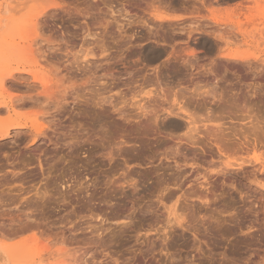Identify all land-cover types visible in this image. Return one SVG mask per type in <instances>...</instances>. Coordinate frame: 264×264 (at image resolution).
I'll use <instances>...</instances> for the list:
<instances>
[{
  "label": "rangeland",
  "instance_id": "374dc122",
  "mask_svg": "<svg viewBox=\"0 0 264 264\" xmlns=\"http://www.w3.org/2000/svg\"><path fill=\"white\" fill-rule=\"evenodd\" d=\"M26 1V3L23 1L24 4L20 0L6 3L10 6L8 10L10 12L4 13L7 6L4 0H0V20H4L0 22V98H6L9 101L12 96H21L26 97L27 102L29 94L23 80L29 79L28 77L31 79L30 75H23L21 81V78L18 77L20 75H16L18 79L20 78L19 80L15 78L12 82L6 79L5 85L1 83V79L8 70L11 71L22 66L30 57L37 59L36 56L38 59L42 58V61L39 60L42 64L39 71L47 73L51 78L54 77L55 82H60L58 85H62L63 90L64 87L72 85L76 80L71 79L69 77L71 74L69 75L64 70L67 59L63 60L62 57L60 61L54 57V45H56V49L58 45L63 47H73L72 45H74L75 49L72 48V53L78 51L83 42L84 44L85 42L101 44L105 40L109 46H112L109 35L114 27L123 31L127 23L135 24L144 21L156 24L158 22L155 16L159 14L169 16L173 18L174 22L178 21L181 25L202 24L199 25L215 33L220 48L211 51V53L201 54L199 53L200 48L185 46L181 53L178 52L180 54L177 56H184H179L181 59L176 57L179 58L176 59L177 61L185 58L194 65L190 70L194 74L191 78L194 77L195 80L182 83L180 87L176 86L177 92L167 93V102L163 103L159 100L160 104L156 103L157 106L162 105L165 108L176 103L185 105L186 102L187 107L196 89L199 91L196 94L207 95L205 101H201L204 108L195 114L196 117L202 119L197 121L194 117L197 123L204 121L203 123L207 124L208 122L204 120L208 118L207 108H212L217 115L223 117L215 118L211 124H222L228 138H233L237 134L243 140L245 133L251 137L253 144L244 148L245 150L242 152L239 151L238 154L237 152L233 156L228 154L229 158L223 156V160L222 158L217 160L215 156L214 162L217 165L214 162L215 165L201 163L199 164L200 169H192L193 171L188 167V173L193 175L198 173L195 171L208 173L210 178L212 177L210 181L213 184L214 193L210 195L212 198H209L211 199L209 206L197 201L187 209L183 205L182 199L177 204L176 201L186 191L190 192L192 186L179 188L174 185L172 187L174 183L171 180L175 171H172L173 169L170 167H175V164L173 161H164L160 158L165 149L162 144L163 137H166L165 133L160 136L159 133L150 131L148 121L144 116V118L141 117L142 120L137 116V119L140 118L141 121H136L135 116L141 113L137 105H153L147 99L146 94L141 92L126 94L125 100L127 101L124 106L121 105L123 104L122 99H114L115 102L117 101L116 103L121 100L122 103L118 105L122 108L128 107L127 104H129L128 110H130L127 112H131L130 115H135L136 119L130 124L124 120L121 122L120 117L113 113L115 115L112 114L108 120L107 118L101 120L99 117L100 124L103 125L100 126L97 121L98 109L93 108L94 105L92 106L91 101H85L86 97L88 96L89 99L91 95L84 97L86 98H83L84 101L79 99L80 101L75 103L72 98H69L70 100L64 102L66 107L61 110L60 114L52 110L53 105H44L43 102L42 108L40 103L37 106L32 105V102L30 104V101L25 103V100L24 102L19 100L14 103H18L19 106L18 104L14 105V110L10 113L8 109L2 107L0 108L1 126H9L17 120L30 123L34 119H39L38 122L45 127H41L42 132L44 131L43 135L40 134L35 143L33 135L36 131L31 127L32 123L30 127L15 130L12 136L0 140V264H188L191 260L190 264H264V159L262 162L256 161L261 158L259 157L261 156V144H264V0H245L235 6L219 4L208 6L205 4V0H201L202 3L198 5L208 6L209 12L193 14L177 8L176 10L174 7L170 8L167 2L164 4L165 0H142L145 1L142 4L138 2L139 0H54L58 1L57 3L62 9L50 7L45 13L46 15L39 18L38 23L33 21L35 15L41 8L48 6L49 1ZM137 2L141 4V7ZM143 9L147 13L143 12ZM215 16L226 21L218 23L213 20ZM34 22L38 24L36 28H34ZM239 22H245L244 26H239ZM87 34L90 36L94 34L95 38H90ZM31 36L32 38H28L29 40H24ZM85 37H88L87 41H85ZM105 37L107 38L105 39ZM35 41L36 43L33 45L32 42ZM8 45L13 46V50L11 52L8 50V53L3 54V48ZM99 48L96 49V54L98 64L102 68L97 69V74L102 76L107 72V64L105 63L106 58L103 57L102 50ZM50 49L54 50V53ZM192 49L196 50L195 56L188 54V51ZM229 52L247 54L258 57V59H250L245 62L227 60L223 56ZM34 60L31 61L34 62ZM168 61L170 60L168 59L165 63ZM172 64L174 63L172 62ZM151 67L153 71H158L160 68L154 63ZM225 69L228 72L224 71ZM110 70L113 73L112 64ZM149 72L152 71L149 70ZM22 84L25 86L21 87ZM2 86L4 87L2 88ZM133 86L142 87V92L146 86L147 93L156 89L159 91L158 86L147 87V85L139 83ZM165 87L169 86L165 85ZM84 88L89 90V86ZM214 89H217L216 91L219 93L224 91V94L231 95L233 99L230 101L233 106L224 107L222 102L213 100L207 92H213ZM88 90L85 92L88 93ZM52 91L57 92L55 88ZM113 91V93H118L119 89L114 88ZM79 93L83 94V90L79 89ZM243 101L244 103H242ZM87 102L91 103L87 104ZM132 103L137 105L132 107ZM189 108L194 111L195 105L191 104ZM249 108L253 110H248ZM44 109L52 116L48 112L44 113ZM135 109L137 110L135 111ZM250 116L252 117L250 118ZM255 121L262 123L260 131L250 130L249 122L253 124ZM52 124H57V126ZM107 128L111 130L110 134H113L114 131L117 132V135H115L116 132L113 134V139L110 138V143L106 138V136L108 137ZM103 131H105V135ZM173 131L175 132L173 133ZM170 132L176 137L184 134V132L172 129ZM50 138L53 142L50 141ZM253 139H256V143ZM125 141L131 142L130 144L133 146L134 144L136 146L143 144L138 150L141 152L138 153V151L127 147L121 149V152L119 149L121 142ZM103 143L106 148L109 144L113 148L118 146L114 152L117 154L118 151V156L115 154L116 160L113 162H109L107 157L109 149L102 147ZM174 143L171 141L169 145L173 146ZM255 146L257 149H254ZM136 152L139 156L135 155ZM85 155L90 157L87 158ZM127 156L129 157L127 158ZM149 156L151 159H155H152L151 162V159H148ZM131 157L134 158L131 159ZM123 158L128 159V164ZM209 159L208 157V162ZM225 164H231V169L233 165L235 168L241 165L246 171L244 168L243 172L241 169L239 172L229 169L232 172L224 175L221 169L224 170ZM160 177L163 182L173 183L170 185L169 192L166 193H172V198L175 201L172 200L173 202L168 205L176 204L178 214H184L183 216L187 221L190 220L189 223L191 222V227L194 229L190 228L188 231L177 228V231H171L169 226L167 232L162 231V226L166 222L158 223L156 221L159 216L161 221L167 219L165 211L158 203L159 197L162 196L160 188L157 186L159 181L157 179ZM168 184L163 185L167 186ZM136 185L137 189L135 190ZM44 193L47 195L45 196ZM108 196L110 197L108 198ZM148 206L152 207L154 212L150 211L151 208ZM155 207L158 208V211L154 210ZM166 233H170L168 234L170 245L174 243L169 246V249H163V246L160 245L161 239ZM195 234L201 243H195ZM147 237H150L154 242L153 246L150 245L151 242L147 240ZM100 238H104L103 241ZM48 253L53 254L50 256ZM36 254H40L39 257ZM63 259L64 261H61Z\"/></svg>",
  "mask_w": 264,
  "mask_h": 264
},
{
  "label": "bare ground",
  "instance_id": "6f19581e",
  "mask_svg": "<svg viewBox=\"0 0 264 264\" xmlns=\"http://www.w3.org/2000/svg\"><path fill=\"white\" fill-rule=\"evenodd\" d=\"M5 2V4L6 3H8V2H12V0H4ZM22 1V3H23V1H25L24 3H26L27 1L26 0H20V2ZM35 1V0H34ZM39 1V0H38ZM44 1H46V2H48L49 1V5L48 6H46V7H43V8H41V10L35 15V19L33 20V21H36V23H38L39 22V18H41L45 13H47V11L49 10V8L51 7V8H53V9H62L61 7H60V4H58L57 2H55L54 0H44ZM94 1H97V0H94ZM99 1V0H98ZM162 1H164V0H162ZM14 2V1H13ZM37 2V1H36ZM93 2V1H92ZM138 2H140L141 4L143 3V2H145V1H142V0H139ZM137 2V3H138ZM168 4H167V3ZM22 3H20V4H22ZM23 3V4H24ZM30 3V2H29ZM29 3H27V4H29ZM45 3V2H44ZM96 3V2H95ZM140 3H138V4H140ZM38 4V3H37ZM43 4V3H42ZM41 4V5H42ZM48 4V3H47ZM97 4V3H96ZM141 4H140V7H141ZM164 4H167L168 6L170 5V8L172 7H174L175 9L177 8V6H176V2H175V0H165V2H164ZM39 5V4H38ZM7 6V7H6ZM6 6L4 5V7H6V12H4V13H7V12H10V11H8L9 10V7L10 6H8L7 4H6ZM94 6H96V5H94ZM176 6V7H175ZM180 6V5H179ZM41 7V6H40ZM90 7V6H89ZM138 7H139V5H138ZM181 8V7H180ZM174 10V9H173ZM177 10V9H176ZM236 11H238V10H236ZM247 13V12H246ZM46 15V14H45ZM92 16V15H91ZM236 16V15H235ZM209 18V17H208ZM155 19L157 20V22L158 23H160V25H168V27H166V28H171V32H174L173 30H178V32H181L182 34H186L187 35V37H191L192 35H193V33L194 32H197V31H201V32H203V33H205L207 36H209L210 38H213V39H215V42H216V44L215 45H213V46H211L210 44V48H211V50L212 51H215V50H218L219 48H220V45L218 44V42H217V39L215 38V33H213V32H211V31H208L209 29L207 28V29H205L204 27H202V26H200V25H202V24H200V23H196L195 25H191V26H184L183 24V26H181V24H179L178 23V21H177V23H176V21L174 22L173 21V18H171V17H169V16H163V15H156L155 16ZM210 19V18H209ZM213 20H215L216 22H218V23H222V22H225L226 20H223V19H221V18H218L217 16H215V17H213ZM2 21H4V20H0V22H2ZM38 21V22H37ZM143 21V20H142ZM214 21V22H215ZM129 22V21H128ZM130 22H131V20H130ZM248 22V21H247ZM5 23V22H4ZM140 22H138V24H139ZM243 23H245V22H243ZM242 22H239V26H244V24H243ZM250 23V22H249ZM40 24V23H39ZM128 24V23H127ZM130 24V23H129ZM131 24H133V22L131 23ZM130 24V25H131ZM192 24H194V23H192ZM200 24V25H199ZM228 24V23H227ZM243 24V25H242ZM34 25H35V27H34ZM34 25H33V27L34 28H36V25H38V24H35V22H34ZM209 25V24H208ZM127 25H125V27H126ZM181 26V28H179ZM3 27V26H2ZM6 27V26H5ZM8 27V26H7ZM161 27H163V26H161ZM187 27V28H186ZM194 27V28H193ZM206 27V26H205ZM4 28V27H3ZM164 28H165V26H164ZM2 29V28H1ZM123 29V28H122ZM168 29V30H169ZM37 30V29H36ZM176 30V31H177ZM125 31V30H124ZM187 32V33H186ZM31 33V32H30ZM107 33H109V32H107ZM123 33H125V32H123ZM122 34V33H121ZM126 34V33H125ZM29 35V34H28ZM31 35V34H30ZM29 35V36H30ZM90 38L91 37H93L94 36V34H93V36H90V34H87ZM92 35V34H91ZM217 35V34H216ZM226 35V34H225ZM96 36V35H95ZM123 36V35H122ZM131 37H133L132 35H131ZM146 37V36H145ZM221 37V36H220ZM224 37V36H223ZM226 37V36H225ZM27 39H24V40H29L28 38H32V36L31 37H26ZM93 38H95V37H93ZM107 37H105V39H106ZM86 39H88V37H85V41H87ZM111 39V38H110ZM114 39V38H113ZM132 39V38H131ZM131 39H129V40H131ZM103 40V39H102ZM120 40V39H119ZM127 40V39H126ZM34 41V40H33ZM84 41V40H83ZM93 41H94V39H93ZM101 41V40H100ZM99 41V42H100ZM118 41V40H117ZM139 41H141V40H139ZM108 42V41H107ZM30 43V42H29ZM35 43H36V41L35 42H32V44L33 45H35ZM88 43H90V44H87V42H85V44H84V42H83V45H81L80 46V49L78 50V51H76L75 53H72L71 51H73L72 50V48L73 49H75V46L74 45H72L73 47H70V46H60V45H58V47H57V49H56V45H54L53 47L55 48H53L54 50H55V53H54V50H52V49H50V50H52V52L54 53L53 55H54V57L56 58V60H60L62 57V59L63 60H66V63L64 64V70L66 71V73H69V75L71 74V76H69L71 79H74V80H76L75 81V83H73L72 85H70V86H68V87H64L63 88V90H62V85H58L60 82H55V79H53V78H51V76H48L47 75V73L46 74H44L45 72H41V71H39L40 70V67H41V61H42V58H40V59H38V57L36 56V58L38 59V61H37V59H35V57L33 58H29L28 59V61L27 62H24V64L22 65V66H20V67H18V68H16V69H14V70H8V72L7 73H5L4 75H3V77H2V79H1V83L2 84H4L5 85V83L4 82H7V80L6 79H8L9 81H14L15 80V78H17L16 77V75H20V76H18V77H20L19 79H20V81L23 79V75H30L31 76V79H30V77H28L29 79H25V81L23 80V82H24V84L26 85H24V84H22L21 85V87L24 85L25 86V88L27 87V90H28V96H29V98H27L28 100H27V102H26V97H18V96H15V97H11V99L9 98V101L6 99V98H3V97H1L0 98V108H2V107H5V109L7 110L8 109V111H9V113H10V111H12V110H14L13 108H14V105H17L18 103H16V104H14L15 102H17V101H23L24 102V100H25V103H28L29 101V103L31 104V102H32V105L33 104H35V105H37V104H39L40 105V107H42L43 108V106H41V104H43L44 103V105L46 104H48V106H49V104L52 106H54V107H52L53 109L52 110H55V112H59V114L61 113V110L62 109H65L64 107H66L65 105V103L64 102H66V101H68V100H70L69 98H72L73 99V102L75 103V102H78V100L80 99V100H82L84 97H86L87 95H91L90 97H89V99H88V96L86 97V98H84V99H86L85 101H91L92 102V106L94 105V109L95 108H97L96 110H97V112H98V115H97V121H99L98 123L100 124L101 122H100V120H99V117H100V119L102 120V118H107V120L108 119H110L111 118V115L113 114V113H115V114H117V116L118 117H120V121L122 122V120H124L126 123L127 122H129V124H130V122H133L134 120H136L138 117H142V118H146L147 119V121H148V126H149V128H150V131H154V133L156 132V133H159L158 135H160L161 136V134L163 135V133H165V135H166V137L164 136L163 138H164V140H162V144L164 145V147H165V149L163 150L164 152H163V154L161 155V157L160 158H162V159H164V161L165 160H167V161H173L174 162V164H175V167H170V168H172L171 170L172 171H175V174H173L172 175V180H171V182H173L172 184H173V186L172 187H174V185L175 186H177V187H179V188H184L185 186H192L191 188L192 189H190L191 191L189 192V191H186V193L182 196V197H178L177 198V201H176V204L178 203V202H180V199H182V203H183V205H185L186 206V208L188 209L189 207H191V206H193V204L194 203H196L197 201L198 202H200V204L202 203V204H205V205H208L209 206V204H210V200L211 199H209L211 196L210 195H212L214 192H213V184L211 183V179H212V177L210 178V176L208 175V173H201V172H199V171H195V173L196 172H198L197 174H195V175H193L192 173H188V171H187V169H188V167L189 168H191V170L193 169V170H198V169H200L199 167H201L199 164H201V163H205L206 165H207V163L208 164H214L215 162V159H216V157H217V160L219 159V160H221V158L223 157V156H227L228 158H229V155L228 154H232L231 156H233L234 155V153H236L237 152V154H238V152L239 151H243V150H245L244 148H247L248 146H251V144H253L252 142H251V137L249 136V135H245V133L243 134V140H241L240 138L241 137H239L237 134H235L234 136H233V138H228V136H227V134H225L224 133V130H223V125L222 124H211L212 123V120L214 121V119L215 118H221V117H223V116H220V115H217L215 112H214V110L212 109V108H207V113H208V118L207 119H204V120H206V122H208L207 124L206 123H203L202 121H201V123H197V121L199 120H202V119H199V117L197 116H195V114L199 111V110H201L202 108H204V107H202V103H201V101H205V97L207 96H205L204 95V93H201V94H196L197 92H199V91H196V89H195V92H194V94L191 96V100H190V104L186 107V102L184 103L185 105H182V104H180V103H176V104H173V105H171V106H169V107H163L162 105L160 106H157V104L156 103H158V104H160V101H162L163 103L164 102H167V93L168 92H165L166 90H163V89H165L166 87H165V85L166 86H170L169 85V83L168 82H166V77L164 78L163 76H166V74L168 75V74H173L174 75V77H176V79H177V84H172L171 86H173V85H175V88H176V86L177 87H180V85L182 84V83H186V82H188V81H194L195 79H193V78H191L192 76H194V74L193 73H191V71L192 70H190L191 68H192V63L188 60H185V58L184 59H182L181 61L179 60V61H177L180 57L179 56H182V55H179V56H176V55H178V54H180V53H178L177 52V54L176 55H174V56H176V57H179V58H175V61L176 62H173L174 64H172V62H170V61H168V63H164L160 68H159V70L157 71H153V70H151L152 72L150 73L149 71V73L148 72H146V73H144V75H143V79L140 81V83L142 82V84L145 86V85H147V87L149 86H154V87H159V91H156V93H154L155 91L154 90H152V91H150V92H146L145 90H146V86H145V89L143 88V92L142 91H138V92H141L142 94L144 93V94H146L147 95V99H149L151 102V104L153 103V105L152 106H145V104L144 105H141V104H139V105H137V104H133L132 105V107L134 106V105H137L138 106V110H140L141 111V113H140V115L138 114V115H134L135 116V118H134V116L133 115H130V113L129 112H127V110H128V107H129V104H127L128 105V107L127 106H125V107H121V106H119L118 104H120V103H122L123 102V104H121V105H125L126 104V101L127 100H125L126 98V93H128V91H130L131 92V90H120L118 93H113L114 91V88H116L117 89V87H116V84H114V82H115V80H116V78H114V76H113V73H111V70H110V65H111V62L115 59L114 58V52H112V50H113V46H109L107 43H106V41L105 40H103V43H101V44H96L95 42V44L94 43H91V42H88ZM120 43V42H119ZM87 44V45H86ZM118 44V43H117ZM121 44H123V43H121ZM125 44H126V47H127V45H128V43L127 42H125ZM125 44H123V46H125ZM30 45V44H29ZM32 45V46H33ZM100 45V46H99ZM136 45V44H135ZM31 46V45H30ZM122 45H120V47H121ZM156 46V45H155ZM158 46V45H157ZM189 46V45H188ZM7 47V48H6ZM100 47V48H99ZM119 47V48H120ZM209 47V46H208ZM51 48V47H50ZM97 48H99V50H102L101 52V54L103 55V57L104 58H106V69H107V72H105L102 76H99L97 73V69L99 70V68L101 67L98 63V56H97V52H96V49ZM115 48V47H114ZM116 48H118V47H116ZM129 48V47H128ZM4 50L2 51V53L3 54H5V53H8V50H9V52H11L12 50H13V46H5L4 48H3ZM32 49V48H31ZM162 49V48H161ZM188 49V48H187ZM126 50V49H125ZM143 50V49H142ZM127 51V50H126ZM133 51V50H132ZM131 51V52H132ZM138 51V50H137ZM146 51V50H145ZM165 51V50H164ZM187 51V50H186ZM209 51V50H208ZM125 52V51H124ZM167 52V51H166ZM119 53V52H118ZM155 53V52H154ZM165 53V52H164ZM163 53V54H164ZM211 53V52H210ZM116 54V53H115ZM125 54V53H124ZM131 54V53H130ZM137 55H139L138 53H136ZM135 54V55H136ZM146 54V53H145ZM162 54V53H161ZM166 54V53H165ZM188 54L189 55H191V56H195L196 55V50L195 49H192L191 51H188ZM53 55H51V56H53ZM102 55H100V56H102ZM126 55V54H125ZM127 55H129V54H127ZM133 55H134V53H133ZM133 55L131 56V57H133ZM136 55V56H137ZM120 56H124V55H120ZM119 56V57H120ZM184 56V55H183ZM182 56V57H183ZM41 57V56H40ZM53 57V59L55 60V58ZM66 57V58H65ZM102 57V58H103ZM115 57H117V56H115ZM150 57V56H149ZM149 57H147L146 56V58L144 59V61H145V65L146 66H152L151 64L155 61H152L151 59H149ZM224 58H226L227 60L229 59V60H234V61H243V62H245V61H249L250 59H254V60H257L258 59V57H254V56H249V55H247V54H238V53H232V52H229V53H227V54H224V56H223ZM65 58V59H64ZM101 58V57H100ZM99 58V59H100ZM160 58V57H159ZM174 58V57H173ZM35 59V60H34ZM52 59V60H53ZM61 59V60H62ZM177 59V60H176ZM181 59V58H180ZM31 60H34V62L33 61H31ZM39 60H41V61H39ZM60 60V61H61ZM138 60H139V58H138ZM141 60H143V59H141ZM140 61V60H139ZM172 61V60H171ZM62 63V62H61ZM104 63V64H105ZM138 63V62H137ZM57 64V63H56ZM62 65V64H61ZM102 65V64H101ZM133 65V64H132ZM131 65V66H132ZM218 65V64H217ZM59 66H60V62H59ZM136 66V65H135ZM194 66V65H193ZM63 67V66H62ZM137 67V66H136ZM102 68V67H101ZM131 68V67H130ZM227 69H228V67H227ZM227 69H225L224 71H226V72H228L227 71ZM59 70V69H58ZM134 70L136 71V69H135V67H134ZM220 70V69H219ZM56 71V70H55ZM60 71V70H59ZM133 71V70H132ZM139 71H140V69H139ZM138 72V71H137ZM145 72V71H144ZM154 72V73H153ZM57 73V72H56ZM134 73V72H133ZM140 73V72H139ZM142 73V72H141ZM141 73H140V75H141ZM206 73V72H205ZM208 73V72H207ZM217 73V72H216ZM215 73V74H216ZM224 73V72H223ZM130 74V73H129ZM21 75H22V77H21ZM27 75V76H28ZM57 75V74H56ZM67 75V74H66ZM136 75V74H135ZM134 75V76H135ZM206 75V74H205ZM209 75V74H208ZM217 75V74H216ZM224 75V74H223ZM58 76V75H57ZM56 76V77H57ZM130 76H131V74H130ZM133 76V75H132ZM133 76V77H134ZM137 76V75H136ZM138 76H139V74H138ZM64 77H66L67 79H69L67 76H64ZM196 77V76H195ZM202 77H203V74H202ZM216 77V76H215ZM218 77V76H217ZM221 77V76H220ZM132 78V77H131ZM179 78V79H178ZM225 78V77H224ZM228 78V77H227ZM18 79V78H17ZM18 79V80H19ZM193 79V80H192ZM222 79V78H221ZM121 80V79H120ZM120 80H118V81H120ZM130 80V79H129ZM179 80V81H178ZM61 82H62V80H60ZM133 81V82H132ZM139 81L138 80H136L135 78L134 79H132L131 80V84H130V81L128 82V81H126V82H128L129 84H130V86H128L130 89H131V86H133V84L135 83L136 85H138V83H139ZM9 83V82H8ZM20 83V82H19ZM125 83V82H124ZM123 83V84H124ZM139 83V84H140ZM192 83V82H191ZM198 83V82H197ZM197 83H196V85H197ZM237 83V82H236ZM244 83V82H243ZM126 84V86L128 85L127 83H125ZM124 84V85H125ZM239 84V83H238ZM156 85V86H155ZM163 85V86H162ZM86 86H89V90L87 89V88H84V87H86ZM118 87H120L121 89L124 87L123 85H122V87L121 86H119V85H117ZM126 86L124 87V88H126ZM4 86H2V88H3ZM127 87V88H128ZM163 87H165V88H163ZM56 89L57 90V92L55 93L54 91H52L53 89ZM84 88V89H83ZM136 88V87H135ZM134 88V89H135ZM161 88H163V89H161ZM61 89V90H60ZM79 89L82 91L83 90V94L82 93H79ZM88 90V93H86L85 91L86 90ZM134 89H132L133 91H135ZM138 89H139V87H138ZM137 89V90H138ZM200 89V88H199ZM227 89V88H226ZM256 89V88H255ZM3 90V89H2ZM217 89H214V90H212L213 92H207V94L208 95H210L212 98H213V100H215V101H217V102H222L223 103V105H224V107H230V105L231 106H233L232 105V103H231V101H230V99H233V97L230 95V96H228L227 94H224V91L223 92H218V91H216ZM228 90V89H227ZM132 91V92H133ZM72 93V94H70V93ZM157 92H159V93H157ZM165 92V93H164ZM233 92V91H232ZM250 92V91H249ZM79 93V94H78ZM140 93V94H141ZM162 93V94H161ZM226 93V92H225ZM229 93V92H228ZM81 94V95H80ZM139 94V93H138ZM206 94V93H205ZM230 94V93H229ZM257 94V93H256ZM23 95V94H22ZM145 95V96H146ZM233 95V94H232ZM255 95V94H254ZM260 95V94H259ZM263 95V94H262ZM25 96V95H24ZM210 96H208V97H210ZM207 97V98H208ZM115 98H117V99H122V102H121V100H118L119 102L118 103H116L115 102ZM235 98V97H234ZM84 99H83V101H84ZM144 99V98H143ZM79 100V101H80ZM123 100H125V101H123ZM160 100V101H159ZM241 100V99H240ZM159 101V102H158ZM43 102V103H42ZM91 102H89V103H91ZM125 102V103H124ZM20 103V102H19ZM88 102H87V104H89ZM128 103V102H127ZM131 103V102H130ZM134 103H137V102H134ZM155 103V104H154ZM163 103H161V104H163ZM242 103H244V101L242 102ZM195 105V108H193L194 109V111L193 110H191V108H189L190 107V105ZM39 105H37V106H39ZM91 105V104H90ZM131 105V104H130ZM164 105V104H163ZM18 106H19V104H18ZM30 106V105H29ZM36 106V107H37ZM24 107V106H23ZM45 107V106H44ZM91 107V106H90ZM126 107H127V109H126ZM20 108H22V107H20ZM46 108V107H45ZM49 108V107H48ZM92 108V107H91ZM234 108V107H233ZM238 109H239V107H237ZM248 108V107H247ZM4 109V108H3ZM39 109V108H38ZM125 109H126V111H125ZM131 109H133V108H131ZM237 109V110H238ZM46 109H44V111H45ZM49 110V109H48ZM50 110H51V108H50ZM130 110V109H129ZM128 110V111H129ZM137 109H135V111H136ZM227 110V109H226ZM248 110H253V109H251V108H249ZM134 111V110H133ZM229 111V110H228ZM227 111V112H228ZM239 111V110H238ZM244 111V110H243ZM46 112H48V111H45L44 113H46ZM53 112V111H52ZM229 112H231V111H229ZM248 112H250L251 113V111H248ZM254 112V111H253ZM42 113H43V111H42ZM48 114H49V112H48ZM97 114V113H96ZM115 114H113V115H115ZM133 114V113H132ZM231 114V113H230ZM243 114V113H242ZM50 115V114H49ZM43 116V115H42ZM50 116H52V115H50ZM138 116V117H137ZM144 116V117H143ZM44 117V116H43ZM194 117H196V119H197V121H196V119L194 118ZM252 116H250V118H251ZM140 118H139V120L137 119L136 121H141L142 120V118H141V120H140ZM173 118V119H172ZM42 119V118H41ZM40 119V120H41ZM172 119V120H171ZM254 120H255V118H254ZM258 120V119H257ZM39 121V119H34V121L32 120V121H30V123L27 121H16V122H14V123H12V124H10L9 126H1L0 125V140H4V139H6V138H9L10 136H12V134H13V132L15 131V130H23V129H26L27 127H30V124H31V127L33 128V129H35V131L37 132H35L34 130V132H35V134L33 135V142L35 143V142H37V140H38V138H39V135L40 134H42L43 132H42V128L43 127H45V125H43V124H41V123H39L38 122ZM123 121V122H124ZM136 121H135V123H136ZM245 121V120H244ZM103 122H104V119H103ZM54 123V122H53ZM134 123V124H135ZM137 123H140V122H137ZM142 123V122H141ZM147 123V122H146ZM250 124H251V126L249 127L250 128V130L251 131H254V129H256V130H259L260 131V129H261V122L260 121H255L253 124L251 123V122H249ZM95 124V123H94ZM128 124V123H127ZM131 124H133V123H131ZM143 124V123H142ZM201 124V125H200ZM52 125H56L57 126V124H52ZM51 125V126H52ZM104 125H107V124H104ZM141 125V124H140ZM140 125H138V126H140ZM239 125V124H238ZM51 126H50V128H51ZM55 126V127H56ZM58 126H60V125H58ZM100 126H103V125H101L100 124ZM108 126V125H107ZM130 126V125H129ZM42 127V128H41ZM94 127V126H93ZM99 127V126H98ZM103 128H106V127H103ZM131 128H133V127H131ZM140 128H142V127H140ZM143 128H145V127H143ZM148 128V127H147ZM146 128V129H147ZM153 128H155L154 130H152ZM239 128V127H238ZM260 128V129H259ZM31 129V128H30ZM56 129V128H55ZM101 129V128H100ZM135 129V128H134ZM170 129H172V130H176V131H180V132H184V134H182L181 136H174V132L175 131H173V133L172 132H170ZM244 129V128H243ZM243 129L241 130V132L243 133L244 131H243ZM58 130V129H57ZM86 130V129H85ZM84 130V131H85ZM88 130V129H87ZM96 130H97V128H96ZM105 130V129H104ZM107 130V134H108V137L106 136V138H107V141L109 140V143H110V138H112L113 137V134L116 132V131H114V132H112L113 134H110V132H111V130L110 129H106ZM112 130H115V129H112ZM149 130V129H148ZM168 130H169V132H168ZM55 131V130H54ZM149 131V132H150ZM166 131V132H165ZM262 131H263V127H262ZM18 132V131H17ZM23 132V131H22ZM57 132H59V131H57ZM104 132V135H105V131H103ZM168 132V133H167ZM46 134H48L47 132H45ZM56 133V132H55ZM85 133V132H84ZM145 133V132H144ZM179 133V132H178ZM253 133V132H252ZM20 134V133H19ZM32 134V133H31ZM148 134V133H147ZM152 134V133H151ZM43 135V134H42ZM45 135V134H44ZM52 135V134H51ZM88 135V134H87ZM115 135H117V132H116V134ZM142 135V134H141ZM149 135V134H148ZM176 135V134H175ZM179 135V134H178ZM91 136V135H90ZM150 136V135H149ZM264 136V135H263ZM105 140H106V138L105 137H103ZM103 139V140H104ZM113 139V138H112ZM101 140V139H100ZM141 140V139H140ZM159 140V139H158ZM50 141L51 142H53L52 141V139L50 138ZM91 141V140H90ZM128 141V140H127ZM171 141H173V142H175L174 144H173V146H172V144L171 145H169L170 144V142ZM253 141H254V143H256V139H253ZM257 141H259L258 139H257ZM102 142H104V141H102ZM138 142V141H137ZM154 142V141H153ZM159 142H161V141H159ZM131 142H121V146H120V150L121 149H123V148H125V147H127L128 149L130 148V149H133V151L135 150V151H138V150H140L141 148L140 147H142V145L141 146H136L135 144H134V146H133V144H130ZM136 143V142H135ZM149 143V142H148ZM262 143V142H261ZM264 143V142H263ZM120 144V143H119ZM145 144V143H144ZM152 144V143H151ZM153 144H155V143H153ZM160 144V143H159ZM91 145V144H90ZM98 145V144H97ZM114 145V144H113ZM116 145H118V144H116ZM149 145H150V143H149ZM157 145H158V143H157ZM162 145V146H163ZM93 146V145H92ZM101 146L102 147H105L106 148V145L103 143V144H101ZM161 146V145H160ZM100 147V146H99ZM118 147V146H117ZM117 147H115V148H117ZM145 147V146H144ZM147 147V146H146ZM151 147V146H150ZM115 148H113L112 147V145H108L107 146V148L106 149H109L108 151L109 152H107V157H108V159L110 160H108L109 162H113L114 160H116L115 159V154L116 153H114L115 152ZM126 148V149H127ZM157 148V147H156ZM102 149H104V148H102ZM114 149V150H113ZM125 149V150H126ZM144 149H146V148H144ZM158 149H159V146H158ZM254 149H257L256 148V146L254 147ZM253 149V150H254ZM118 150V149H117ZM155 150H157V149H155ZM96 152V151H95ZM121 152H122V150H121ZM128 152V151H127ZM132 152V151H131ZM141 151H138V153H140ZM146 152H148V151H146ZM153 152V151H152ZM158 152H159V150H158ZM158 152H153V153H158ZM125 153V152H124ZM138 153L136 152V154L135 155H138ZM143 153V152H142ZM106 154V153H105ZM117 154H118V151H117ZM116 154V155H117ZM257 154V153H256ZM123 155V154H122ZM153 155V154H152ZM156 155V154H155ZM218 155V156H217ZM236 155V154H235ZM260 155L261 156H259V157H261V158H258V159H256V161L258 162V161H263L262 159H264V144H261V149H260ZM118 156V155H117ZM126 156V155H125ZM130 156V155H129ZM129 156H127V158L129 157ZM139 156V155H138ZM157 156V155H156ZM156 156H154V157H156ZM216 156V157H215ZM85 157H87V158H89L90 156L89 155H85ZM95 157V156H94ZM142 157V156H141ZM148 157V156H147ZM158 157V156H157ZM210 158L209 160V162H208V160H207V158ZM9 158V157H8ZM127 158H123L124 160H125V162L128 164V159ZM132 158H134V157H131V159ZM137 158V157H136ZM91 159V158H90ZM131 159L129 158V160L131 161ZM149 160L151 159L150 158V156H149V158H148ZM153 160L155 159V158H152ZM150 160L151 162L153 161V160ZM225 159V158H224ZM227 159V158H226ZM135 160H137V159H135ZM142 160H144V159H142ZM146 160V159H145ZM222 160H223V158H222ZM91 161V160H90ZM89 161V162H90ZM134 161V160H133ZM149 161V162H150ZM249 161V160H248ZM143 162V161H142ZM214 162V163H213ZM217 162V161H216ZM86 163V162H85ZM115 163V162H114ZM123 163V162H122ZM125 163V164H126ZM130 163V162H129ZM230 163V162H229ZM253 163V162H252ZM251 163V164H252ZM216 165H217V163H215ZM214 164V165H215ZM219 164V163H218ZM240 164H242V163H240ZM246 164H249V163H246ZM169 165V164H168ZM220 165V164H219ZM244 165V164H243ZM87 166H89L88 165V163H87ZM234 166V165H233ZM232 166V169H231V164H225V167H224V170H223V168L221 169L222 170V174H224V175H228V173L229 172H232L233 170H238V172H239V170L241 169H243L242 168V166L241 165H238V166H236V168L235 167H233ZM264 166V165H263ZM220 167V166H219ZM167 168V167H166ZM196 168H198V169H196ZM211 168V167H210ZM221 168V167H220ZM234 168V169H233ZM163 169V168H162ZM232 170V171H230V170ZM44 170V169H43ZM168 170H169V168H168ZM189 170V169H188ZM192 170V171H193ZM240 170V171H241ZM244 170H245V168H244ZM191 171V172H192ZM246 171V170H245ZM167 172V171H166ZM242 172H243V170H242ZM151 174V173H150ZM171 174V173H170ZM192 174V175H191ZM221 174V173H220ZM230 174V173H229ZM239 174V173H238ZM244 174V173H243ZM14 175V174H13ZM241 175V174H240ZM245 175V174H244ZM171 179V178H170ZM157 180H159L158 181V184H157V186H158V188H160V193H162V196L161 197H159V204H161V206H162V209L165 211V213H166V217L165 218H167L166 219V221H161V220H159V218H160V216L159 217H157V219L158 220H156V221H158V223L159 222H166V223H164L165 225H163L162 226V228H163V230L162 231H164V232H167V229L169 228V226H170V230L172 231V230H176L177 228H181V229H186V230H188L189 231V229L190 228H192L191 227V222L189 223V221H187L186 220V218L183 216V215H179L178 214V210H177V207L178 206H176V204H174V205H168L169 203L171 204V202H173V201H175L172 197H173V195H172V193H166V192H169V190H170V185H172V184H168L167 182H163L162 180H161V177H160V179H157ZM169 183H170V181H169ZM215 183V182H214ZM109 184V183H108ZM113 184H114V182H113ZM138 184V183H137ZM163 184H168L167 186H165V185H163ZM132 185V184H131ZM231 185V184H230ZM233 185V184H232ZM156 186V185H155ZM184 186V187H183ZM133 187V186H132ZM171 187V188H172ZM139 188V187H138ZM216 188V187H215ZM214 188V189H215ZM135 190L137 189V185L135 186V188H134ZM154 189V188H153ZM157 189V188H156ZM156 189H154V190H156ZM174 189V188H173ZM159 190V189H158ZM180 190V189H179ZM175 191H177L176 189H175ZM183 191V190H182ZM39 193V192H38ZM153 193V192H152ZM156 193H157V191H156ZM165 193H166V195H165ZM177 193V192H176ZM45 194V196L47 195L46 193H44ZM151 194V193H150ZM160 195V194H159ZM165 195V196H164ZM174 195H175V193H174ZM42 196V195H41ZM167 196V197H166ZM217 196V195H216ZM110 196H108V198H109ZM42 198H44V197H42ZM212 198V197H211ZM218 198V197H217ZM109 200V199H108ZM173 200V201H172ZM215 201H216V199H215ZM106 202V201H105ZM194 202V203H193ZM189 203H191V204H189ZM193 203V204H192ZM113 204V203H112ZM151 204V203H150ZM181 204V203H180ZM199 204V205H200ZM195 206V205H194ZM123 207V206H122ZM148 207H150V206H148ZM181 207V206H180ZM212 207V206H211ZM210 207V208H211ZM110 208V207H109ZM125 208V207H124ZM151 208V210L150 211H152L153 209H152V207H150ZM192 208H194V207H192ZM103 209V208H102ZM133 209V208H132ZM158 209V208H157ZM156 209V207H155V209L154 210H157ZM179 209V208H178ZM181 209V208H180ZM191 209V208H190ZM209 209V208H208ZM104 210H106V209H104ZM103 210V211H104ZM160 210H161V208H160ZM183 210V209H182ZM193 210V209H192ZM102 211V212H103ZM125 211V210H124ZM158 211V210H157ZM227 211V210H226ZM225 211V212H226ZM99 212V211H98ZM123 212V211H122ZM152 212H154V211H152ZM156 212V211H155ZM193 212H195V210H193ZM133 213V212H132ZM179 213H180V211H179ZM217 213V212H216ZM103 214V213H102ZM105 214V213H104ZM152 214H155V213H152ZM215 214V213H214ZM159 215V214H158ZM163 215V214H162ZM161 215V217H163ZM97 216H99V215H97ZM187 216V215H186ZM207 216V215H206ZM209 216V215H208ZM128 217V216H127ZM172 217V218H171ZM193 217V216H192ZM211 217V216H210ZM26 218H28V217H26ZM30 218V217H29ZM188 218V217H187ZM205 218V217H204ZM128 219V218H127ZM191 219V218H190ZM194 219V221H195V218H193ZM196 219H197V217H196ZM211 219V218H210ZM219 219V218H218ZM217 219V220H218ZM31 220V219H30ZM192 220V219H191ZM150 221V220H149ZM193 221V220H192ZM207 221H208V219H207ZM214 221V220H213ZM30 222V221H29ZM215 222V221H214ZM157 223V224H158ZM200 223V222H199ZM153 224V223H152ZM151 224V227L153 226ZM194 224V223H193ZM192 224V225H193ZM205 224V223H204ZM214 224V223H213ZM127 225V224H126ZM218 225V224H217ZM219 226V225H218ZM30 227V226H29ZM158 227V226H157ZM214 227V226H213ZM216 227V226H215ZM161 228V227H160ZM161 228V229H162ZM151 229V228H150ZM192 229H194V228H192ZM197 229V228H196ZM200 229V228H199ZM206 229H208V228H206ZM106 230V229H105ZM153 231V230H152ZM154 231H155V229H154ZM157 231H160V230H157ZM177 231V230H176ZM199 231V230H198ZM161 232V231H160ZM177 233V232H176ZM196 233H197V230H196ZM207 233V232H206ZM216 233H218V232H216ZM168 234H170V233H166V234H164V236L162 237V239H161V246H163V249L165 248H168L169 249V246H172V245H174V243L172 244V245H170L171 243H170V240L168 241ZM172 234H174V233H172ZM101 235V234H100ZM180 235V234H179ZM223 235V234H222ZM157 236V235H156ZM98 237V236H97ZM101 237H102V235H101ZM152 237V236H151ZM170 237H172V236H170ZM223 237V236H222ZM154 238H156V237H154ZM180 238V237H179ZM179 238H178V240H179ZM183 238V237H182ZM100 239H102V238H100ZM104 239V238H103ZM103 239H102V241H103ZM152 239H153V237H152ZM147 240L149 241L150 240V242H148V243H150V245L152 244V246L154 245V242L153 241H151V238L149 237H147ZM193 240V239H192ZM140 241V240H139ZM138 241V242H139ZM177 241V240H176ZM194 241V240H193ZM146 242V241H145ZM153 242V243H152ZM160 242V241H159ZM220 242V241H219ZM91 243V242H90ZM195 243L197 244V243H201L200 241H199V239H198V236L195 234ZM99 244V243H98ZM178 244V243H177ZM192 244V243H191ZM203 244V243H202ZM93 245V244H92ZM97 245V244H96ZM103 245V244H102ZM159 245V246H160ZM207 245V244H206ZM102 247V246H101ZM157 247V246H156ZM174 247V246H173ZM210 247V246H209ZM163 249H162V251H163ZM200 249V248H199ZM47 250V249H46ZM43 251V250H42ZM42 251H40V252H42ZM151 251H152V249H151ZM43 253V252H42ZM198 253V252H197ZM9 254V253H8ZM11 254V253H10ZM49 254V253H48ZM47 254V255H48ZM51 254H53V253H51ZM51 254H49L50 256H52ZM58 254H59V252H58ZM38 257H39V255L40 254H36ZM57 255V254H56ZM205 255V254H204ZM58 256H60V255H58ZM167 256H169L168 254H167ZM173 256V255H172ZM170 257V256H169ZM35 258V257H34ZM176 258V257H175ZM193 258H194V256H193ZM196 258V257H195ZM197 259V258H196ZM200 259V258H199ZM221 260H223V259H221ZM61 261H64V259L63 260H61ZM174 261H175V259H174ZM195 261V260H194ZM46 262V261H45ZM189 262V261H188ZM190 262H192V260L190 261ZM190 262L188 263V264H190ZM11 263V262H10ZM47 263V262H46ZM66 263V262H65ZM160 263V262H159ZM171 263V262H170ZM57 264V263H56ZM169 264V263H168ZM176 264V263H175Z\"/></svg>",
  "mask_w": 264,
  "mask_h": 264
},
{
  "label": "flooded vegetation",
  "instance_id": "af4514ba",
  "mask_svg": "<svg viewBox=\"0 0 264 264\" xmlns=\"http://www.w3.org/2000/svg\"><path fill=\"white\" fill-rule=\"evenodd\" d=\"M243 1H245V0H205V4H207L208 6L214 5V4L235 6V5L240 4ZM175 2L177 3L176 4L177 9L187 11L191 14L203 13V12L208 13L209 12L208 6H199L198 5V4L202 3L201 0H175ZM142 11L147 13L145 11V9H143ZM161 26H163V27H161ZM164 26H165V28H164ZM181 26H183V25H181ZM181 26L179 28H181ZM184 26L188 27L189 24H186ZM166 27H168V25H160V23L150 24V23L143 21V22H140L139 24L138 23L131 24V25L127 24V26L124 29L125 31L124 30L120 31L117 27L113 28L109 37L111 38L110 42L113 44L112 45L113 46L112 52H114L113 54L117 57L114 56L115 59L113 60V62H111V64L113 65V76H114V78H116L114 84H116V87L119 89V91L120 90L126 91L128 89V90H131V92L128 91V93H126V94H129V93H134V92L137 93L138 91L142 90V87H139V89H138V87L135 88V86H131V89H130L128 86H130L132 79L135 78L136 80L141 81L143 79L142 77H143L144 73L153 69L151 66L148 67L145 65L146 63H145L144 59L146 58V56L147 57L150 56L149 59H151L152 61L155 60L153 63L158 65L159 67H161L168 59L170 61L172 60L171 62H175L177 52H179V51L182 52V50L184 49L185 46L189 45V46H192L193 48H200L199 53L205 54V53H210L212 51L210 47L216 44L215 39L210 38L209 36H207L205 33L201 32V31L194 32L191 37H187L186 34L184 35L181 32H178L177 29H176L177 31L173 30L174 32H171L172 31L171 28L169 29ZM123 32H125L126 34ZM131 35L133 37H131ZM129 39H131V40H129ZM139 40H141V41H139ZM125 42L128 43L127 47H126ZM121 43L125 44V46H123V44H121ZM120 45H122V46L120 47ZM116 47H118V48H116ZM164 52L166 54L168 53V55H166ZM133 53H134V55H133ZM136 53H138V54L140 53V54L137 55ZM121 54L124 56H120ZM127 54H129V55H127ZM130 55L131 56L133 55V57H131ZM174 55H176V56H174ZM138 58L140 61L138 60ZM141 59H143V60H141ZM134 67H135L136 71L134 70ZM139 69H140V71H139ZM139 72L140 73L142 72L141 75ZM129 73L131 74V76ZM138 74H139V76H138ZM132 75L133 76L135 75V76L133 77ZM163 77L164 78L166 77L165 80L169 84H171V83L177 84V79H176V77H174L173 74H168V75L166 74V76H163ZM118 80H120V81H118ZM126 81H128V82L130 81V84ZM140 81H139V83H140ZM124 82L127 83L128 85L126 86V84ZM140 84H142V82ZM117 85H119L121 87L123 85L124 87L126 86V88L123 87L121 89ZM132 89H134L135 91H133ZM163 90H166L165 92H168V93L177 92V89H175V87H173V86L166 87Z\"/></svg>",
  "mask_w": 264,
  "mask_h": 264
}]
</instances>
